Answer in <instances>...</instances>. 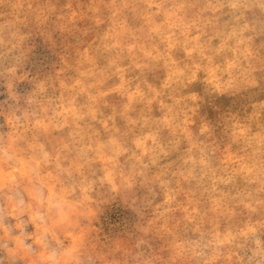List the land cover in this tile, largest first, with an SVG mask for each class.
Here are the masks:
<instances>
[{"label":"rangeland","instance_id":"1","mask_svg":"<svg viewBox=\"0 0 264 264\" xmlns=\"http://www.w3.org/2000/svg\"><path fill=\"white\" fill-rule=\"evenodd\" d=\"M0 264H264V0H0Z\"/></svg>","mask_w":264,"mask_h":264},{"label":"snow or ice","instance_id":"2","mask_svg":"<svg viewBox=\"0 0 264 264\" xmlns=\"http://www.w3.org/2000/svg\"><path fill=\"white\" fill-rule=\"evenodd\" d=\"M233 6H235V5H233Z\"/></svg>","mask_w":264,"mask_h":264}]
</instances>
